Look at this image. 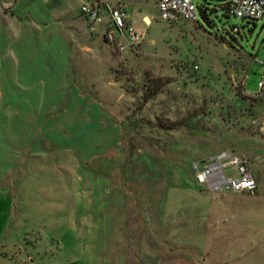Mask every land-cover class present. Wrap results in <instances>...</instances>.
<instances>
[{"label": "rangeland", "instance_id": "1", "mask_svg": "<svg viewBox=\"0 0 264 264\" xmlns=\"http://www.w3.org/2000/svg\"><path fill=\"white\" fill-rule=\"evenodd\" d=\"M108 2L122 51L81 0H0V264H264V17ZM222 151L253 193L196 182Z\"/></svg>", "mask_w": 264, "mask_h": 264}, {"label": "built area", "instance_id": "2", "mask_svg": "<svg viewBox=\"0 0 264 264\" xmlns=\"http://www.w3.org/2000/svg\"><path fill=\"white\" fill-rule=\"evenodd\" d=\"M222 5L228 16L247 21H258L264 17V0H223ZM156 8L158 18L172 24L193 21L196 17V5L192 0H156ZM79 11L87 21L104 26L102 35L106 43L116 50L122 51L135 43L137 35L126 26L125 13L108 0H81ZM105 16L106 21L103 20ZM232 31L236 32L238 28L233 26ZM258 63L261 70L253 95L264 99V60H258ZM226 168L230 175H226ZM194 178L198 184L212 191L253 193L256 189V180L247 160L224 151L208 158L207 163L195 172Z\"/></svg>", "mask_w": 264, "mask_h": 264}, {"label": "trees", "instance_id": "3", "mask_svg": "<svg viewBox=\"0 0 264 264\" xmlns=\"http://www.w3.org/2000/svg\"><path fill=\"white\" fill-rule=\"evenodd\" d=\"M221 7L223 8V10H224V6L221 4ZM196 11H198V13L201 15V16H204V10L203 9H201L200 7H198V6H196ZM224 14L226 15V16H228L226 13H225V10H224ZM232 28H233V26H231L230 27V30L232 31ZM233 32V31H232ZM236 32H238V31H236Z\"/></svg>", "mask_w": 264, "mask_h": 264}]
</instances>
